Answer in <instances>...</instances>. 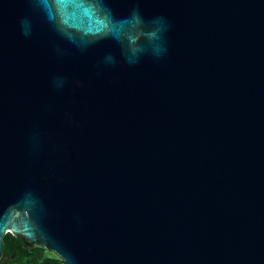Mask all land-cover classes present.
Listing matches in <instances>:
<instances>
[{
  "label": "water",
  "instance_id": "95a60500",
  "mask_svg": "<svg viewBox=\"0 0 264 264\" xmlns=\"http://www.w3.org/2000/svg\"><path fill=\"white\" fill-rule=\"evenodd\" d=\"M6 233L264 264V0H0V259Z\"/></svg>",
  "mask_w": 264,
  "mask_h": 264
},
{
  "label": "trees",
  "instance_id": "16d2710c",
  "mask_svg": "<svg viewBox=\"0 0 264 264\" xmlns=\"http://www.w3.org/2000/svg\"><path fill=\"white\" fill-rule=\"evenodd\" d=\"M61 260L51 251L28 247L21 236L6 233L0 264H59Z\"/></svg>",
  "mask_w": 264,
  "mask_h": 264
}]
</instances>
